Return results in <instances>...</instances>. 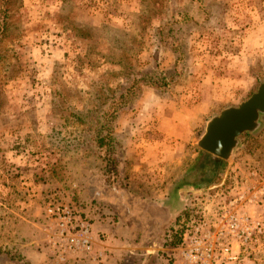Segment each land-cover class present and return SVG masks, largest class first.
<instances>
[{
  "label": "rangeland",
  "instance_id": "1",
  "mask_svg": "<svg viewBox=\"0 0 264 264\" xmlns=\"http://www.w3.org/2000/svg\"><path fill=\"white\" fill-rule=\"evenodd\" d=\"M137 81L113 133L114 187L133 203L162 194V223L181 216L199 187H252L247 214L262 233L238 264H264V115L222 167L196 145L211 117L264 82V0H0V264H52L46 248L42 258L32 250L45 237L36 226L50 227V198L114 223L107 205L118 198L95 141L106 136L109 99ZM149 140L173 147L162 163H142ZM140 214L138 239L152 230L167 247L171 222L149 230ZM19 246L34 256L20 257Z\"/></svg>",
  "mask_w": 264,
  "mask_h": 264
},
{
  "label": "built area",
  "instance_id": "2",
  "mask_svg": "<svg viewBox=\"0 0 264 264\" xmlns=\"http://www.w3.org/2000/svg\"><path fill=\"white\" fill-rule=\"evenodd\" d=\"M226 183L200 187L190 194L183 213L166 230V243L171 245L162 248V258L184 264L239 263V250L262 233L261 223L247 214L259 192ZM207 203L216 208L214 215ZM45 216L51 223L47 243L55 264L83 257L93 264L105 261L104 252L93 253L92 221L85 211L50 198Z\"/></svg>",
  "mask_w": 264,
  "mask_h": 264
},
{
  "label": "crops",
  "instance_id": "3",
  "mask_svg": "<svg viewBox=\"0 0 264 264\" xmlns=\"http://www.w3.org/2000/svg\"><path fill=\"white\" fill-rule=\"evenodd\" d=\"M206 113L207 112H205V114ZM163 119L164 118H162V131H164L166 128V119ZM147 147V149L149 150V156L148 158L144 157L142 159V163L144 164L155 162L162 163V154L167 153L168 150L173 149L172 146H168L166 148L163 147L161 140H155L152 141V143L149 140ZM152 174L155 175L154 179L159 180V182L161 183V180L163 179L162 170L159 169L158 173L155 174V172H153ZM88 192L90 193V190H88ZM161 197L162 194H158L157 197L154 195L149 198H145L143 201L141 200L140 204L144 207L143 210L135 209L133 206H131L130 203L123 202L120 204L122 213H119V207H117V205H107L109 207L108 210L115 220L111 225L109 223H104V221L100 223L98 222V218L94 217L95 220L93 219L94 221L92 222L93 253L99 251L105 253V261H103L102 264H184L180 260H177L176 263H170L166 259L162 258V242L160 243V240H156L154 238L155 234H153L152 230H150L152 227L155 228L157 225H162V214H165V205L168 202L163 203ZM90 205L91 204H89L88 206L85 205L87 212L91 211L89 210L90 208L92 209V205ZM141 211L142 214L140 215L144 217V219H147V223H149L150 226V231H148L147 238L144 239H138V231L134 229V226L136 225V216L138 215V212L140 213ZM36 230L37 232H42L44 230L45 237L42 239V241H37V244H39L40 248L37 249L36 247H32V250L35 252V255L40 256L41 258L43 255H47L48 253L47 256L50 257L49 259L51 260V263L55 264L54 259L51 257L52 252L47 243L48 233L50 230L49 225H45L43 227L36 226ZM125 232L126 235H124ZM21 243L22 242H20V244ZM31 243L34 244L35 240ZM19 248V251L16 252H18V255L20 257L25 258L26 256L32 258L34 256V254L31 252L23 253V248L21 246H19ZM45 248L48 251L47 253L45 251ZM68 264H93V262H91L89 258L83 257L75 260H70Z\"/></svg>",
  "mask_w": 264,
  "mask_h": 264
},
{
  "label": "water",
  "instance_id": "4",
  "mask_svg": "<svg viewBox=\"0 0 264 264\" xmlns=\"http://www.w3.org/2000/svg\"><path fill=\"white\" fill-rule=\"evenodd\" d=\"M264 115V82L246 101L237 107H229L211 117L197 142L203 152L229 161L239 144V138L258 130Z\"/></svg>",
  "mask_w": 264,
  "mask_h": 264
},
{
  "label": "trees",
  "instance_id": "5",
  "mask_svg": "<svg viewBox=\"0 0 264 264\" xmlns=\"http://www.w3.org/2000/svg\"><path fill=\"white\" fill-rule=\"evenodd\" d=\"M151 81H152L151 79L143 80L144 87L148 88V87L153 86V84L151 85ZM138 84L139 83L137 81L134 83V85H132L130 88L126 89L123 93L119 94L115 98L111 97L109 99L110 103L109 104L107 103L108 106H107V114H106V116L109 115V119L105 120L104 124L106 126L101 127L99 130V133L101 131H106V136L97 138L95 141L96 147L101 151V154L104 157V161L106 162L105 172L102 174L104 177L103 182L106 185L110 186V190L113 191L112 195H114L115 197L118 198V203L115 205H117V207H119L120 210H121L120 204L123 202L124 203L125 202L130 203L131 206H133L135 209H139V210L144 209V207L140 204L141 200L139 202L137 201V203H133L132 201H130L128 199V196H127L125 190L118 188V186H117V188L114 187V184L116 183L115 185H117V183L119 182L118 180H117V182L114 181L116 178H118V174H119L118 172H116L117 166L119 165V160H118V155L110 149V148H112V144H113V139H114L113 133H114L115 125L119 121L121 113H123L129 109H132L131 107L134 103V98L137 95V94L133 95V87L135 85H138ZM137 87H138L137 89H139L140 86H137ZM201 153H202L203 160L205 162L211 164L212 166L219 168V167H222L224 165V161L217 159V158H215V157H213V156H211L205 152H201ZM115 175H116V177H115ZM175 189H177V188H175ZM178 190H180V188H178ZM170 222L172 223L173 221H171L170 219H167V220H165V223L163 222L162 224H168V223L170 224ZM166 240H167L166 237H164V241H165L164 245H167V247H168L171 244L166 243ZM167 247H165V248H167ZM162 248H164V247H162Z\"/></svg>",
  "mask_w": 264,
  "mask_h": 264
}]
</instances>
